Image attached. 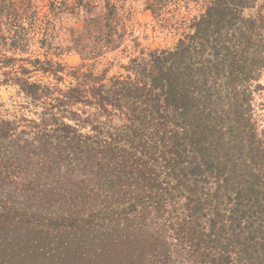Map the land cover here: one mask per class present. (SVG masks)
Segmentation results:
<instances>
[{"label":"trees","instance_id":"16d2710c","mask_svg":"<svg viewBox=\"0 0 264 264\" xmlns=\"http://www.w3.org/2000/svg\"><path fill=\"white\" fill-rule=\"evenodd\" d=\"M179 1L147 2L177 43L134 37L110 74L56 59L51 30L74 16L68 50H116V2L0 0V85L24 96L0 101V264H264V4L172 22Z\"/></svg>","mask_w":264,"mask_h":264},{"label":"rangeland","instance_id":"374dc122","mask_svg":"<svg viewBox=\"0 0 264 264\" xmlns=\"http://www.w3.org/2000/svg\"><path fill=\"white\" fill-rule=\"evenodd\" d=\"M121 7V15L126 23L127 35L124 40V44L112 51H108L103 55L83 60L80 54L74 49L68 50V47L73 45L71 39L70 28L77 25L76 18L74 16L62 15L57 17L51 30V41L55 47L56 52L60 53L54 55L56 59L63 60L69 65H81L86 64L85 68H95L98 71H102L105 68L110 67V74H115L118 71H123L120 65L121 63H127L129 55L135 53L133 47L134 42L132 39L136 37L142 45L152 48H165L173 47L180 36L186 31V27L179 29L171 28L170 26H164L168 23L161 22L159 17H156L154 13L147 7L148 0H112ZM180 0V5H172L173 11L166 14L171 21H175L172 17H178L182 19H190L193 16L199 14L204 7V0ZM260 4H264V0H259ZM81 22H79L80 24ZM164 24V25H163ZM122 26V25H121ZM127 47V51H123ZM40 49L38 44L34 47ZM44 50H40L43 52ZM113 62V63H110ZM1 77V75H0ZM37 75L36 78H39ZM66 82L72 81L70 76L65 77ZM261 82L264 84V74L261 78ZM24 96L18 92L17 87L0 85V101H4L7 107L12 108V104L23 101ZM256 112L259 117V123L261 127H264V90L257 95Z\"/></svg>","mask_w":264,"mask_h":264}]
</instances>
